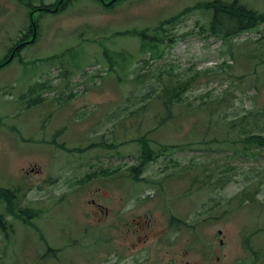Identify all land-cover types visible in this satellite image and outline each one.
<instances>
[{
    "label": "rangeland",
    "instance_id": "1",
    "mask_svg": "<svg viewBox=\"0 0 264 264\" xmlns=\"http://www.w3.org/2000/svg\"><path fill=\"white\" fill-rule=\"evenodd\" d=\"M235 1L0 0V61L38 21L0 68V193L17 198L0 196V264H113L119 215L153 237L170 219L155 248L179 263L215 238L212 264H264V147L241 144L264 137V23L224 40L202 7ZM28 2L63 10L31 21Z\"/></svg>",
    "mask_w": 264,
    "mask_h": 264
},
{
    "label": "flooded vegetation",
    "instance_id": "2",
    "mask_svg": "<svg viewBox=\"0 0 264 264\" xmlns=\"http://www.w3.org/2000/svg\"><path fill=\"white\" fill-rule=\"evenodd\" d=\"M117 213L119 212L117 211ZM97 218L100 221L103 220V217ZM130 219L131 218L128 216L124 218L121 215L117 216L115 219V228L119 231V235H123L126 238L125 241H123L119 236L116 235V239H114L113 243L111 244L112 249H109V253H112L114 258L113 264H201L202 260L206 261V264H212L214 252L217 247L215 238H212L211 240L213 252L209 257H207L206 260L204 258L193 260L185 259V256L188 255V250L183 248V250L177 251V253L181 256L179 263L176 255L171 253L170 248H155V243L158 245L170 244V240L168 238L170 229H172L170 219L166 221V228L163 231L154 233L156 235L155 237H153V234H150V224L139 222L136 216H134L132 218V222H134L135 225H142L141 227L137 225L138 228L136 229L135 226H133V223H131ZM195 236L196 237H193V245L197 253H200L199 245L202 243L201 237L198 233ZM189 242L190 239L188 243ZM222 244H224V241L221 239L220 245ZM101 256L102 258L104 257L103 253H101L100 256H97V262L93 264H112L107 255L106 259L108 262L105 263L104 260V262L101 263L103 260H101Z\"/></svg>",
    "mask_w": 264,
    "mask_h": 264
},
{
    "label": "trees",
    "instance_id": "3",
    "mask_svg": "<svg viewBox=\"0 0 264 264\" xmlns=\"http://www.w3.org/2000/svg\"><path fill=\"white\" fill-rule=\"evenodd\" d=\"M262 23H264V14L248 9L243 5H238L237 1H235L231 5H222L220 8L215 7V13L211 19L208 29L211 35L226 40L227 38L236 36L241 32L253 30ZM171 98L172 97H170L168 101H171ZM168 101H165V104H167ZM241 144L243 145L242 151L244 153L249 146L262 148L264 147V137L250 136L246 140H243ZM141 153L143 155L141 161H147L150 159L151 151L143 150ZM135 169V167L131 168L132 171H135ZM104 173H106V171ZM3 196L7 199L8 195L6 196L3 194ZM7 200L12 202L11 198H8ZM1 217L2 216L0 215V225L3 223Z\"/></svg>",
    "mask_w": 264,
    "mask_h": 264
}]
</instances>
